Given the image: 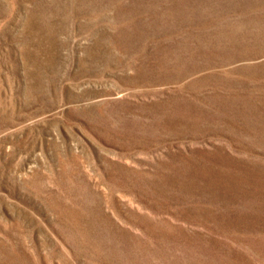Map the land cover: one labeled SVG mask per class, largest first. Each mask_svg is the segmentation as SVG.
Instances as JSON below:
<instances>
[{"label":"rangeland","instance_id":"1","mask_svg":"<svg viewBox=\"0 0 264 264\" xmlns=\"http://www.w3.org/2000/svg\"><path fill=\"white\" fill-rule=\"evenodd\" d=\"M0 264H264V0H0Z\"/></svg>","mask_w":264,"mask_h":264}]
</instances>
